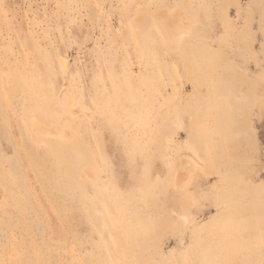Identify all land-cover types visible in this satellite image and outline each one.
I'll return each instance as SVG.
<instances>
[{
	"label": "rangeland",
	"instance_id": "obj_1",
	"mask_svg": "<svg viewBox=\"0 0 264 264\" xmlns=\"http://www.w3.org/2000/svg\"><path fill=\"white\" fill-rule=\"evenodd\" d=\"M0 261L261 264L264 0H0Z\"/></svg>",
	"mask_w": 264,
	"mask_h": 264
},
{
	"label": "bare ground",
	"instance_id": "obj_2",
	"mask_svg": "<svg viewBox=\"0 0 264 264\" xmlns=\"http://www.w3.org/2000/svg\"><path fill=\"white\" fill-rule=\"evenodd\" d=\"M141 5V4H140ZM138 8V7H137ZM172 13V12H171ZM171 17V16H170ZM172 20V19H171ZM175 24V23H174ZM62 62H63V59H62ZM64 64H65V61L63 62ZM63 65V64H62ZM64 68H65V65L63 66ZM74 100V99H73ZM74 102V101H73ZM37 119V117L36 118H34L33 120H32V122H34L35 120ZM37 120H39L40 121V119H37ZM43 121V120H42ZM44 122V121H43ZM35 124L34 125H38V126H40L41 124H39L38 122L36 123V122H34ZM45 123V122H44ZM47 124V123H46ZM48 125H50V124H48ZM53 125V124H52ZM54 126V125H53ZM57 126V125H56ZM61 126V125H60ZM48 127V126H47ZM50 128V127H49ZM75 128V127H74ZM54 129H55V127H54ZM67 130H65V128L63 129V128H61V127H58L57 128V131H54V130H51V129H49V132H48V135L49 136H56L57 138H58V140L60 141V142H67V143H69V141H70V143H74V138H75V136L76 135H74V133H76L75 132V130L74 129H72V128H66ZM76 129V128H75ZM77 130V129H76ZM45 133V132H44ZM44 133H42V132H38V136L36 137V139H39V140H37V141H42V139H43V135H44ZM74 140V141H73ZM44 142V141H43ZM42 143V142H41ZM87 169V168H86ZM91 170V169H90ZM91 172V171H90ZM115 236V235H114ZM114 238V237H113ZM115 238H116V236H115ZM117 241V240H116ZM119 246V245H118ZM119 248V247H118ZM119 252V251H118Z\"/></svg>",
	"mask_w": 264,
	"mask_h": 264
},
{
	"label": "snow or ice",
	"instance_id": "obj_3",
	"mask_svg": "<svg viewBox=\"0 0 264 264\" xmlns=\"http://www.w3.org/2000/svg\"><path fill=\"white\" fill-rule=\"evenodd\" d=\"M0 264H11V262L0 261ZM261 264H264V261H261Z\"/></svg>",
	"mask_w": 264,
	"mask_h": 264
}]
</instances>
